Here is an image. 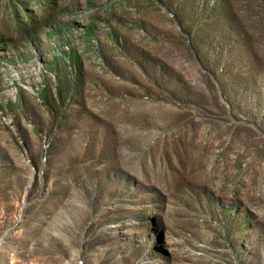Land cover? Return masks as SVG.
I'll list each match as a JSON object with an SVG mask.
<instances>
[{"label":"rangeland","instance_id":"obj_1","mask_svg":"<svg viewBox=\"0 0 264 264\" xmlns=\"http://www.w3.org/2000/svg\"><path fill=\"white\" fill-rule=\"evenodd\" d=\"M0 264H264V0H0Z\"/></svg>","mask_w":264,"mask_h":264}]
</instances>
